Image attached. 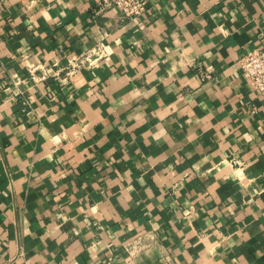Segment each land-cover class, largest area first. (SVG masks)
<instances>
[{"label": "crops", "instance_id": "obj_1", "mask_svg": "<svg viewBox=\"0 0 264 264\" xmlns=\"http://www.w3.org/2000/svg\"><path fill=\"white\" fill-rule=\"evenodd\" d=\"M147 1L0 0V264H264V0Z\"/></svg>", "mask_w": 264, "mask_h": 264}, {"label": "built area", "instance_id": "obj_2", "mask_svg": "<svg viewBox=\"0 0 264 264\" xmlns=\"http://www.w3.org/2000/svg\"><path fill=\"white\" fill-rule=\"evenodd\" d=\"M147 3V0H102V7L104 9L114 7L123 18H134L142 16L147 11ZM241 71L264 98V49L248 52L241 61Z\"/></svg>", "mask_w": 264, "mask_h": 264}]
</instances>
